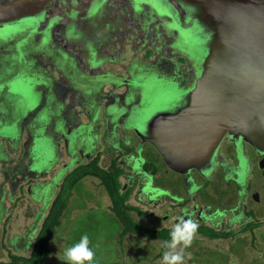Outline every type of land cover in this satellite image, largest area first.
I'll return each instance as SVG.
<instances>
[{"label": "flooded vegetation", "instance_id": "obj_1", "mask_svg": "<svg viewBox=\"0 0 264 264\" xmlns=\"http://www.w3.org/2000/svg\"><path fill=\"white\" fill-rule=\"evenodd\" d=\"M30 1L40 4L32 16L0 25L2 233L11 234L10 215L19 217L17 205L29 196L40 207L24 234H38L43 222L39 229L36 222L47 217L66 179L98 157L100 167L121 170L128 212L144 227L171 231L191 219L198 229L222 232L257 222L264 212V151L243 134L228 132L209 165L183 172L150 140L160 132L154 117L183 102L199 75L204 30L191 15L198 6L189 0ZM95 179L88 185L104 191L89 186L84 198L108 196L112 213L113 202ZM13 235L21 245L28 241Z\"/></svg>", "mask_w": 264, "mask_h": 264}, {"label": "water", "instance_id": "obj_2", "mask_svg": "<svg viewBox=\"0 0 264 264\" xmlns=\"http://www.w3.org/2000/svg\"><path fill=\"white\" fill-rule=\"evenodd\" d=\"M189 2L199 7L191 15L204 30L199 75L183 102L154 117L160 132L150 139L181 172L209 165L228 132L264 151V0ZM39 5L0 3V25L32 16Z\"/></svg>", "mask_w": 264, "mask_h": 264}, {"label": "rangeland", "instance_id": "obj_3", "mask_svg": "<svg viewBox=\"0 0 264 264\" xmlns=\"http://www.w3.org/2000/svg\"><path fill=\"white\" fill-rule=\"evenodd\" d=\"M44 135L49 138V132H44ZM94 179L95 177L88 176L75 188L72 194L75 197L69 201L68 212L64 213L62 224L56 228V235L49 245L50 254L44 264H68L64 257L65 249L78 242L84 234L89 236L90 246L94 248V264H166L163 256L167 248L163 240H149L146 237L138 238L134 234H128L124 237L123 244H120L122 225L118 219L107 211L106 205H109L108 196L94 200L95 202H86V198H84L89 197L87 196L89 186L94 189L98 188L99 192L104 191L101 185H88ZM95 180L98 179L96 178ZM23 197L17 205V211L20 216L18 217L14 212L13 215H10V223L7 226H11V234L0 231V260H9L10 252L22 255H30L31 253L37 232L32 233L30 238H28L29 234L26 235L24 233L28 231L29 227L33 228L31 224L32 221L34 223L36 218H33L32 215H36L35 208H39L40 203L30 199L29 196ZM28 204L30 205L29 212L32 211L31 214H28ZM255 219L259 223L255 233L242 229L243 227L238 225L234 227L233 231L239 236L247 237L250 244L248 245L249 249L251 247V252L258 254L260 253L258 249L262 248L259 243L263 242L261 235L264 233V212L258 213ZM41 223V221L36 222L35 226L37 229H39ZM226 229L230 231L229 228ZM13 234L26 235V240L29 241V244H27L28 241H26V244H19L13 240L14 238L12 239L14 237ZM231 241V238L212 240L199 236L195 242L192 241L193 249L183 248L184 259L182 264H203L204 249L217 248L229 251ZM163 247L165 250L160 253ZM177 247L179 250L181 246L178 245ZM233 260L235 264L240 261L239 257L231 255L230 261L233 262Z\"/></svg>", "mask_w": 264, "mask_h": 264}, {"label": "trees", "instance_id": "obj_4", "mask_svg": "<svg viewBox=\"0 0 264 264\" xmlns=\"http://www.w3.org/2000/svg\"><path fill=\"white\" fill-rule=\"evenodd\" d=\"M99 157L96 158L94 162L86 166H79L70 174L66 179V183L62 185L61 191L58 193L56 199L54 200L47 217L44 219L42 226L35 238L33 248L30 255H22L14 252L9 253V260H0V264H44L47 256L50 254V242L56 235V228L62 224V219L64 213L68 212V204L71 195L73 194L75 188L81 182L84 176L92 175L99 178L102 185L106 189L108 195L113 202V212L110 214L119 220L122 225L120 231V244H123V239L128 234H134L136 237H146L149 240L157 239L163 240L164 244L166 241L171 240V231H157L150 229L149 227H144L143 225L137 223L133 220L128 212V205L125 201L128 198L127 193H121V182L120 175L121 170L114 167L110 170L100 167ZM109 212V211H108ZM259 227V223H252L249 228L253 233ZM201 229V228H200ZM197 229L201 231L202 235L209 239H228L231 238L230 250L225 251L222 249H204L203 264H235L230 261L231 255L239 257V262L236 264H264V233L261 235L263 242L259 244L262 248L258 250L260 253L254 254L251 252V247L249 249V241L247 237L239 236L234 231H222L208 228ZM196 241V239H192ZM257 244V243H256ZM255 244V245H256ZM257 247V245H256ZM194 245L191 244L186 247V249H193ZM165 248L163 247L160 253H163Z\"/></svg>", "mask_w": 264, "mask_h": 264}, {"label": "clouds", "instance_id": "obj_5", "mask_svg": "<svg viewBox=\"0 0 264 264\" xmlns=\"http://www.w3.org/2000/svg\"><path fill=\"white\" fill-rule=\"evenodd\" d=\"M198 229V224L194 220H181L173 225L171 230V240L165 242L163 260L166 264H182L183 248L188 247ZM181 246L178 250L177 246ZM94 248L90 246V239L87 234L80 237L78 242L67 247L64 257L68 264H94Z\"/></svg>", "mask_w": 264, "mask_h": 264}, {"label": "crops", "instance_id": "obj_6", "mask_svg": "<svg viewBox=\"0 0 264 264\" xmlns=\"http://www.w3.org/2000/svg\"><path fill=\"white\" fill-rule=\"evenodd\" d=\"M73 197H75V196H73ZM73 197L71 198V200H73ZM41 219H44V217H43V215L40 217ZM39 218V219H40ZM41 222H43V220L41 221ZM35 241V240H34ZM34 244V243H33Z\"/></svg>", "mask_w": 264, "mask_h": 264}]
</instances>
